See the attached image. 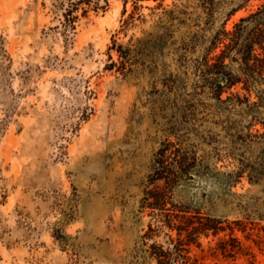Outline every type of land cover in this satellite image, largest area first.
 <instances>
[{"label": "rangeland", "instance_id": "rangeland-1", "mask_svg": "<svg viewBox=\"0 0 264 264\" xmlns=\"http://www.w3.org/2000/svg\"><path fill=\"white\" fill-rule=\"evenodd\" d=\"M240 2L0 0V264H158L168 212L221 226L199 264H264V62L248 81L225 57L230 115L195 90L264 5Z\"/></svg>", "mask_w": 264, "mask_h": 264}, {"label": "trees", "instance_id": "trees-1", "mask_svg": "<svg viewBox=\"0 0 264 264\" xmlns=\"http://www.w3.org/2000/svg\"><path fill=\"white\" fill-rule=\"evenodd\" d=\"M248 0H242L237 7H240L242 3ZM236 10L235 8L232 11ZM264 12L263 8H259L257 12L251 13L246 17H242L240 21L235 24V28L232 31L223 29L212 39L211 45L207 49L201 61V83L196 84L195 90L197 95L203 94L209 102L217 108L219 112H226V115H230L231 109L235 106V96L228 95L223 98V93L226 88L231 86L237 81L236 76L230 71L226 70L224 64L225 57H230L232 60L241 61V70L243 71L248 81L257 79L255 72H258L261 77L262 73L256 70V62H264L259 53L256 52V45H260V48L264 52V22H258L255 26V31H248L245 25L251 18L259 16ZM232 12H230L231 14ZM68 21L71 22V18L68 17ZM228 39V42H225ZM258 39V40H256ZM224 43V49L217 56L214 62H210L208 53L217 46L218 43ZM234 53L235 55H231ZM201 90H198V88ZM211 100V101H210ZM251 109V107H248ZM168 148L161 149L160 154L166 152ZM182 170L184 169L181 166ZM159 178V177H158ZM155 189V192L149 190L150 197H153V201H150V197L146 198L144 206H150L159 210L165 209V200L162 198V194ZM164 224L169 228H177L178 236L169 238V246L164 248L162 245L152 244V250L150 256L157 260L158 264H199L198 260L190 255V244L195 240L194 236H199L201 232L213 229L215 233L221 230V226L216 221L209 217L201 216L199 224L195 225L186 216H178L172 212L164 214ZM183 231L187 232L186 237L183 236ZM224 251H231V248L224 246Z\"/></svg>", "mask_w": 264, "mask_h": 264}]
</instances>
